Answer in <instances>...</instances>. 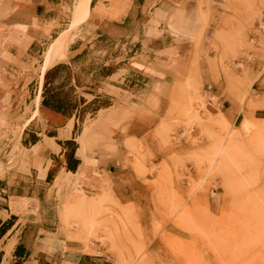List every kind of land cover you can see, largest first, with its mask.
Here are the masks:
<instances>
[{
	"label": "crops",
	"instance_id": "1",
	"mask_svg": "<svg viewBox=\"0 0 264 264\" xmlns=\"http://www.w3.org/2000/svg\"><path fill=\"white\" fill-rule=\"evenodd\" d=\"M107 2L108 10L102 12L100 5ZM66 5L70 6V0H0V136L20 111L25 83L21 78L23 70L31 62L35 70L34 62H40L37 58L42 57L44 47L63 26ZM234 9L242 16L246 12L250 15L246 23L243 19L230 20ZM90 10L88 25L106 34L112 42L121 41L135 48L130 58L133 66L129 69L138 78L136 81L145 82L143 90L162 101V96L171 93L193 67L194 78L201 82L197 84L198 90L205 94V112L211 119L221 117L235 128L243 119L245 106L227 91L226 77L219 72V78L214 79L207 64L217 59L215 48L227 46L228 32L239 31L235 45L242 48L240 53L247 44L260 46L261 52L252 60L242 58L244 54L238 55L234 62L250 63L245 69L257 75L249 88L254 92L249 101L258 104L264 99V72L259 67L264 58V0H92ZM84 48L71 44L62 65L76 58ZM61 58L63 52L48 56V70L60 65ZM105 88H98L95 95L89 96L92 100L109 96ZM42 94L38 106L33 107L38 115L30 124L49 126L53 133L34 132L35 138L24 147L29 165L3 179L4 186L0 184V264H10L3 261L8 246L15 260L13 264H113L110 253L101 250L98 243H82L73 238L75 233L63 231V215L57 218L54 210L61 206L55 183L67 178L70 182L67 181L66 187L74 184L77 192L93 198L109 189L122 208L141 209L151 192L149 182L158 172L154 170L149 176L145 170L166 167V173H183L172 166L173 157L182 146L157 128L160 116L139 115L118 124L115 130L103 128L102 133H96L97 142L87 146L84 129L77 137L73 133L76 115L65 116L43 106ZM79 97L86 100L83 93ZM89 102L86 100L79 106L85 107ZM114 105L111 102L98 109L96 116ZM25 107L32 106L26 103ZM253 115L264 119V108L254 109ZM69 141L75 145L70 161L72 171L67 168L63 147ZM132 143L134 149L130 147ZM136 159L141 164L139 172L134 167ZM69 173L71 177L67 176ZM197 198L210 214H216L222 206L217 188L207 189ZM105 208L110 212L115 209ZM102 218L107 222L112 215L104 214ZM126 218L123 216L116 226ZM142 219L143 214H138L137 222L141 224ZM114 229L113 225L109 227L111 234Z\"/></svg>",
	"mask_w": 264,
	"mask_h": 264
},
{
	"label": "rangeland",
	"instance_id": "2",
	"mask_svg": "<svg viewBox=\"0 0 264 264\" xmlns=\"http://www.w3.org/2000/svg\"><path fill=\"white\" fill-rule=\"evenodd\" d=\"M91 2L70 0V6L66 5L67 12L62 16L63 26L44 47L42 57L37 58L40 62H34L35 70L32 62L23 70L21 78L25 83L20 111L0 136V184L4 186L3 179L29 165L24 147L33 141L34 132L53 133L49 126L30 124L38 115L33 107L38 106L42 94L44 76L49 69L47 57L63 52V58L59 59L63 64L71 44L84 45V50L76 58L69 59L64 64L65 70L51 82V87L64 84L63 91L73 97V101L79 100L81 93L90 100L85 107H80L77 102L75 137L84 129L85 145L90 146L97 142L96 133H102L103 128L115 130L118 124L134 115L160 116L157 128L176 140V145L182 146L173 157L172 166L173 170L180 168L184 174L166 173V167L145 170L149 176L154 170L158 172L149 182L151 192L141 209L122 208L109 189L93 198L77 192L74 184L67 188L66 184L70 182L67 178L59 179L55 185L61 206L54 210L57 218L61 219L63 215V231L75 233L73 238L82 243H98L101 250L110 253L113 264H264V119L253 115L254 109L264 108V99L258 104L249 101L254 92L247 88L257 75L245 69L250 63L234 62L241 54L246 60L254 59L261 52L260 46L247 44L240 53L242 48L235 45L236 35L240 32L229 31L227 46L215 48L217 59L207 64L214 79L219 78V72L226 77L227 91L235 99L237 94L245 93L241 101V106H245L243 119L235 128L221 117L211 119L205 112V94L198 90L197 84L201 82L194 78L193 67L170 90L171 93L162 96V101L159 96L143 90L145 82L136 81L138 78L129 69L133 66L130 58L135 50L132 44L112 42L106 34L87 24ZM100 7L102 12H107L108 2ZM233 14L232 22L243 19L246 23L250 17L247 12L242 16L235 9ZM262 60L260 72H264V58ZM108 75L112 76L106 79ZM103 86L110 97L101 95L92 100L89 95H95ZM111 102L115 105L110 110L96 116L98 109ZM26 103L32 107L26 108ZM228 133L233 139L232 146L222 161H218L216 149ZM74 146L65 143L66 154ZM130 147L134 149L133 143ZM140 166L136 159L134 167L138 172ZM210 188H217L223 200L216 214H210L197 198ZM109 206L115 209L107 211L105 207ZM104 214H111L112 219L102 220ZM138 214H143L141 224L137 222ZM123 216H127L126 221L116 226ZM111 225L115 227L112 234ZM78 230L82 235L77 234ZM8 247L4 249L3 261L13 264L15 260Z\"/></svg>",
	"mask_w": 264,
	"mask_h": 264
},
{
	"label": "trees",
	"instance_id": "3",
	"mask_svg": "<svg viewBox=\"0 0 264 264\" xmlns=\"http://www.w3.org/2000/svg\"><path fill=\"white\" fill-rule=\"evenodd\" d=\"M62 70H65V66L60 64L52 69L48 70L44 76V85H43V100L42 105L50 108L58 113H61L65 116L71 117L77 112V102L84 104L86 100L79 98V100L73 101V97L63 91L64 84L59 85L58 87H51L52 79L59 75ZM73 92V90H71ZM107 106V105H106ZM68 145H74L73 142H66ZM73 155V149L69 154H66L67 159V168L72 171L73 167L70 165V161ZM75 161V160H74ZM76 162V161H75Z\"/></svg>",
	"mask_w": 264,
	"mask_h": 264
},
{
	"label": "bare ground",
	"instance_id": "4",
	"mask_svg": "<svg viewBox=\"0 0 264 264\" xmlns=\"http://www.w3.org/2000/svg\"><path fill=\"white\" fill-rule=\"evenodd\" d=\"M249 88L250 87H248L247 89H249ZM237 95H239V96L236 99L239 100L240 102L243 101V99L245 98L244 97L245 93L243 95H240V94H237ZM230 136H231V134L228 133L227 136H226V138L220 143V145L216 149V154H215L216 156H215V158L218 161H222V157L226 154V152L228 151V148H230L232 146L233 139L230 138ZM218 161L215 162V163H218ZM68 175H71V174L69 173Z\"/></svg>",
	"mask_w": 264,
	"mask_h": 264
}]
</instances>
